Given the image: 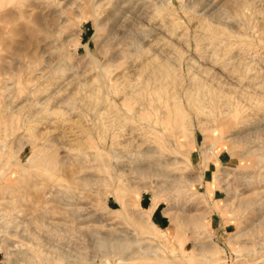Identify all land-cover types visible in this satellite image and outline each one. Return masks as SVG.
Masks as SVG:
<instances>
[{
    "label": "rangeland",
    "instance_id": "374dc122",
    "mask_svg": "<svg viewBox=\"0 0 264 264\" xmlns=\"http://www.w3.org/2000/svg\"><path fill=\"white\" fill-rule=\"evenodd\" d=\"M217 1L0 0V264H264V0Z\"/></svg>",
    "mask_w": 264,
    "mask_h": 264
},
{
    "label": "bare ground",
    "instance_id": "6f19581e",
    "mask_svg": "<svg viewBox=\"0 0 264 264\" xmlns=\"http://www.w3.org/2000/svg\"><path fill=\"white\" fill-rule=\"evenodd\" d=\"M141 1H142V0H141ZM143 1H145V0H143ZM146 1H147V0H146ZM153 1H154V0H153ZM208 1H209V0H207V2H208ZM216 1H217V0H216ZM211 2H212V1H211ZM214 2H215V0H214ZM214 2H213V4H216V3H214ZM217 2H220V1H217ZM223 2H224V0H223ZM223 2H222V3H223ZM136 3H138L137 0H136ZM136 3H134V4H136ZM140 3H141V2H140ZM150 3H151V2H150ZM226 3L229 4L230 2H226ZM145 4H146V3H145ZM147 4H148V3H147ZM213 4L211 3V5H213ZM224 4H225V2H224ZM240 4H242V3H240ZM240 4H239V5H240ZM246 4H247V3H246ZM129 5H130V3H129ZM136 5H137V4H136ZM151 5H152V4H151ZM208 5H209V4H208ZM218 5L220 6L221 4L217 3V6H218ZM226 5H227V4H226ZM242 5H243V4H242ZM154 6H155V5H154ZM205 6H206V5H205ZM213 6H214V5H213ZM217 6H216V8H217ZM227 6H228V5H227ZM136 7H137V6H136ZM210 7H211V6H210ZM210 7L207 6V9L210 8ZM238 7H240V6H238ZM139 8H140V7H139ZM222 8H223V6H222ZM222 8L220 9L221 11L223 10ZM224 8H225V10L228 9V11H229V8H230V7L226 9V6L224 5ZM231 8H232V6H231ZM128 9H129V8H128ZM203 9H204V8H203ZM203 9L201 8V10H203ZM214 9H215V8H214ZM235 9H237V11H238V9H241V7H240V8H235ZM135 10H136V8H135ZM140 10H141V9H140ZM210 10H211V11H210L209 13H211V14H210L211 16L214 15V12L216 13V11L212 12V7H211ZM218 10H219V9H217V13H216V15L219 16L218 13H222L224 10H223L222 12H219ZM194 11H195V10H194ZM196 11H197V10H196ZM198 11H199V10H198ZM198 11H197V13H200V15H201V12H200V11L198 12ZM204 11H205V10H204ZM228 11L226 12L227 14H229ZM146 12H147V11H146ZM202 13H203V11H202ZM212 13H213V14H212ZM235 13H237V12H235ZM247 13H248V12H247ZM160 14H161V13H160ZM224 14H225V13H224ZM230 14H232V13H230ZM237 14H238V13H237ZM198 15H199V14H198ZM202 15H203V14H202ZM207 15H208V13H207ZM210 15H209V16H210ZM243 15H244V14H243ZM150 16H151V15H150ZM222 16H223V14H222ZM234 16H237V15H234ZM234 16H231V17H234ZM238 16H240V15H238ZM238 16H237V17H238ZM132 17H133V16H132ZM156 17H157V16H156ZM160 17H161V16H160ZM160 17H157V21L159 20ZM162 17H164V16H162ZM193 17H194V16H193ZM196 17H197V16H196ZM200 17H201V16H200ZM212 17H214V16H212ZM220 17H221V16H220ZM220 17H219V18H220ZM165 18H166V17H165ZM165 18H164V19H165ZM238 18H239V17H238ZM238 18H237V19H238ZM145 19H146V18H145ZM147 19H148V18H147ZM147 19H146V20H147ZM149 19H150V17H149ZM152 19H154V18H152ZM155 19H156V18H155ZM211 19H213V18H211ZM220 19H222V17H221ZM234 19H235V18H234ZM193 20H194V19H193ZM195 20H196V18H195ZM197 20H198V19H197ZM203 20H204V19H203ZM209 20H210V19H209ZM209 20H208V21H209ZM223 20H224V19H223ZM133 21H135V16H134V20H133ZM133 21H132V23H133ZM148 21H149V20H148ZM159 21H160L159 23H157L156 25L153 26V29H154V30H157V32L159 31V32L161 33L162 30H164L166 24L164 25V24L161 22V19H160ZM165 21L169 22L170 20H166V19H165ZM237 21H238V20H237ZM145 22H146V21H145ZM170 22H171V21H170ZM173 22H175V21H173ZM173 22H171V26L173 25ZM206 22H207V21H206ZM216 22H217V21H216ZM218 22H220V20H219ZM45 23H47V22H45ZM132 23H130V25H131ZM150 23H151V21H150ZM150 23H148V24H150ZM203 23H204V21H203L202 24L200 25L199 22H198V24H199V26H200V27H198V28H200L199 30L202 31V29L204 28L206 31L203 29V30L205 31V32H203V34L206 33V37L209 35L213 41L215 40L216 42H218V40H219V38H220V37H219V34H221V31H220V30H224V29H219V28H218V23H217V26L214 25V24H210V22H209V23H204V24H203ZM230 23H231V22H230ZM134 24H135V23H134ZM134 24H133V26H134ZM139 24H140V23H139ZM168 24H169V23H168ZM175 24H176V22H175ZM175 24H174V26L176 27ZM177 24L179 25V23H177ZM222 24H223V22H222ZM247 24H248V23H247ZM150 25H151V24H150ZM178 25H177V27H178ZM219 25H220V27H221V22H220ZM138 26H139V25H138ZM146 26H147V24H146ZM174 26H172V27H174ZM224 26H225V23H224ZM224 26H223V27H224ZM175 27H174V28H175ZM196 27H197V25H196ZM230 27H231V26H230ZM143 28H144V27H143ZM148 28L150 29V27H148ZM148 28H147L146 30H148ZM174 28H173V29H174ZM182 28H183V27H182ZM225 28H226V27H225ZM227 28H228V27H227ZM139 29H140V28H139ZM175 29H176V28H175ZM175 29H174V30H175ZM177 29H178V28H177ZM177 29H176L174 32H176V31L179 32V30H177ZM179 29H181V28H179ZM141 30H143V29H141ZM151 30H152V27H151L150 31L148 30V31H149L148 33L151 34V35H153V34H152L153 32L150 33ZM182 30H183V29H182ZM182 30H181V33H182ZM184 30L186 31L185 28H184ZM136 31H137V29H136ZM139 31H140V30H139ZM139 31H138V32H139ZM195 31H196V30H195ZM201 31H200V32H201ZM228 31H230V30H228ZM232 31H233V30H232ZM232 31H230V32H232ZM168 32H169V31H168ZM224 32H225V30H224ZM226 32H227V31H226ZM226 32H225V33H226ZM261 32H262V31H261ZM141 33H142V31H141ZM143 33H144V32H143ZM143 33L141 34V36L143 35ZM145 33H146V32H145ZM145 33H144V34H145ZM155 33H156V32H155ZM160 33H159V34H160ZM196 33H197V32H196ZM162 34H164V33L162 32L161 35H162ZM183 34H184V33H183ZM183 34L181 35L180 33H178L177 35H178L179 38L181 39V36H183ZM186 34H187V32H186ZM186 34H185V35H186ZM194 34H195V32H194ZM201 34H202V33H201ZM201 34H200V35H201ZM207 34H208V35H207ZM230 34L232 35V33H230ZM233 34H235V33H233ZM236 34H237V32H236ZM109 35H110V34H109ZM136 35H137V33H136ZM151 35H150V36H151ZM156 35H157V33H156ZM164 35H165V34H164ZM185 35H184V36H185ZM222 35H223V34H222ZM224 35H225V34H224ZM227 35H228V34H227ZM237 35H238V34H237ZM159 36H160V35H159ZM162 36H163V35H162ZM175 36H176V35H175ZM184 36H183V37H184ZM202 36H203V35H201L200 38H202ZM228 36H229V35H228ZM241 36H242V34H241L240 36H238V37H241ZM155 37H156V36H155ZM164 37H165V36H164ZM183 37H182V38H183ZM195 37L197 38V36H195ZM222 37H224V36H222ZM222 37H221V38H222ZM232 37H233V36H232ZM234 37H235V36H234ZM238 37H236V38L238 39ZM147 38H148V37H147ZM151 38H152V37H151ZM158 38H159V37H158ZM165 38H166V37H165ZM171 38H172V37H171ZM207 38H209V37H207ZM207 38H206V39H207ZM221 38H220V40H221ZM229 38H230V37H229ZM242 38H243V36H242ZM136 39H137V37H136ZM144 39L146 40V38H144V35H143V40H144ZM149 39H150V38H149ZM174 39L177 40V38H174ZM174 39H173V40H174ZM183 39H184V38H183ZM183 39H181V40H183ZM187 39H188V36H187ZM187 39H185V40H187ZM204 39H205V38L203 37V40H204ZM211 39H210V41H211ZM222 39H223V38H222ZM231 39H235V38H231ZM231 39H230V40H231ZM140 40H141V37H140ZM152 40H154V39H151V41H152ZM161 40H163V39H161ZM165 40H166V39H165ZM165 40H163L164 42L162 41V46H161L162 48H163V47H169V45L171 44V43H169L170 41L166 40V42H165ZM170 40H171V39H170ZM223 40H224V39H223ZM226 40H227V39H226ZM238 40H239V39H238ZM147 41H148V40H147ZM149 41H150V40H149ZM156 41H157V40H156ZM178 41H180V40H178ZM197 41H198V39H197ZM200 41H201V39H200ZM200 41H199V42H200ZM213 41H211V42H213ZM215 41H214V43H215ZM221 41H222V40H221ZM227 41H229V40H227ZM140 42H141V41H140ZM142 42H143V41H142ZM152 42H153V41H152ZM152 42H150V44H151ZM157 42H158V41H157ZM172 42H173V41H172ZM174 42H176V41H174ZM174 42H173V43H174ZM199 42H198V43H199ZM203 42H204V41H203ZM222 42H223V41H222ZM231 42H232V41H231ZM231 42H230V43H231ZM159 43H160V42H159ZM173 43H172V44H173ZM176 43H178V42H176ZM180 43H181V42H180ZM186 43H187V42H186ZM208 43H209V42H208ZM219 43H220V42H219ZM227 43H228V42H227ZM230 43H228V44L230 45ZM232 43H233V42H232ZM144 44H145V41H144ZM147 44H148V43H146V45H147ZM153 44H154V43H152V45H153ZM182 44H183V43H182ZM217 44H218V43H217ZM221 44H222V43H221ZM221 44H219V45H221ZM236 44H237V43H236ZM146 45H144V46H146ZM157 45H158V44H157ZM160 45H161V44H160ZM176 45H177V44H176ZM185 45H186V44H185ZM207 45H208V44H207ZM213 45H214V44H213ZM213 45H212V47H213ZM137 46H138V45H137ZM147 46H148V45H147ZM150 46H151V45H150ZM150 46H149V47H150ZM155 46H156V45H155ZM199 46H200V45H199ZM210 46H211V45H210ZM214 46H215V45H214ZM226 46H227V45H226ZM226 46H225V44H224V47H226ZM149 47H148V48H149ZM175 47H176V46H175ZM177 47H180V45L177 46ZM187 47H188V45H187ZM212 47H211V50L213 49ZM215 47H216V46H215ZM218 47H219V46L217 45V48H218ZM224 47H223V48H224ZM232 47H233V46H232ZM137 48H138V47H137ZM141 48H142V47H141ZM144 48H145V47H144ZM144 48H143V49H144ZM151 48H152V46H151ZM153 48H154V47H153ZM153 48H152V49H153ZM156 48H157V47H155V49H156ZM158 48H159V47H158ZM162 48H160V49H162ZM169 48H170V47H169ZM223 48H221V49H223ZM138 49H139V48H138ZM143 49H142V50H143ZM146 49H147V47H146ZM172 49H173V48H172ZM184 49H185V48H184ZM203 49H206V50H207L208 47L206 46V47L203 48ZM215 49H216V48H215ZM215 49H214V51H215ZM221 49H220V50H221ZM226 49H230V47H229V48H226ZM235 49H236V48H235ZM134 50H136V49H134ZM147 50H148V49H147ZM149 50H150V49H149ZM206 50H205V51H206ZM209 50H210V49H209ZM209 50H208V51H209ZM139 51H140V50H139ZM156 51H157V50H156ZM156 51L154 50V52H156ZM160 51H161V50H160ZM162 51H164V50H162ZM165 51H167V50L165 49ZM171 51H172V50H171ZM175 51H177V50H175ZM175 51H174V52H175ZM228 51H229V50H228ZM234 51H235V50H234ZM236 51H238V50L236 49ZM239 51H240V50H239ZM145 52L147 53V51H145ZM145 52H144V53H145ZM148 52H153V51L150 50V51H148ZM154 52L152 53V58H153V55L158 54L157 52L154 54ZM174 52H173V53H174ZM206 52H207V51H206ZM212 52H213V51H212ZM212 52H211L210 54H212ZM217 52H218V51H217ZM229 52H230V51H229ZM229 52H228V53H229ZM159 53H160V52H159ZM167 53H168V52H167ZM214 53H215V52H214ZM220 53H221V52H220ZM220 53H219V54H220ZM224 53H225V51H224ZM233 53H234V52H233ZM237 53H238V52H237ZM149 54H150V53H149ZM160 54H162V53H160ZM160 54H158V55H160ZM169 54H170V51H169ZM208 54H209V53H208ZM221 54H222V53H221ZM225 54H226V53H225ZM225 54H224V55H225ZM229 54H230V53H229ZM234 54H235V53H234ZM115 55H116V54H115ZM158 55H155V56H158ZM164 55H167V57L169 56L168 54H163V55H162L163 60L166 59V58L164 59V57H165ZM216 55H218V53H215V54H214V56H216ZM224 55H223V57H224ZM237 55H239V54H237ZM237 55H236V57H237ZM240 55H241V53H240ZM155 56H154L153 59H157V57L155 58ZM220 56H221V55H220ZM231 56H232V55H231ZM136 57H137V56H136ZM149 57H150V56H149ZM149 57H148V58L145 57V58L149 59ZM158 57H159V56H158ZM162 57H160V58H162ZM169 57H170V56H169ZM171 57H172V56H171ZM209 57H210V59L212 58L211 55H210ZM223 57H222V59H223ZM227 57H228V56H227ZM236 57H235V59H236ZM112 58H113V55H112ZM114 58H115V56H114ZM120 58H121V57H120ZM214 58H215V57H214ZM216 58H218V57L216 56ZM231 58H232V57H231ZM233 58H234V57H233ZM239 58H240V57H239ZM239 58H238V60H237V59H236V60L234 59V61L232 62V64H231V67H233L232 71L235 70V69H239V68H241V61H239ZM138 59H139V58H138ZM212 59H213V58H212ZM220 59H221V58H220ZM220 59H219V60H220ZM228 59H229V58H228ZM228 59H227V62H228ZM240 59H241V58H240ZM149 60H150V59H149ZM158 60L160 61V59H158ZM168 60H169V58H168ZM170 60H171V59H170ZM170 60H169V62H170ZM194 60H195V59H194ZM197 60H198V59H197ZM217 60H218V59H216L215 62L213 61L214 64L217 62ZM223 60L226 61L225 59H223ZM229 60H231V59H229ZM243 60H244V59H243ZM151 61H152V60H151ZM154 61H155V60H154ZM154 61H153V62H154ZM211 61H212V60H211ZM155 62H157V61H155ZM173 62H176V61H173ZM196 62H197V61H196ZM243 62H244V61H243ZM148 63H149V62H148ZM148 63H147V65H148ZM150 63H151V62H150ZM158 63L161 64L162 62H158ZM164 63H166V62H164ZM164 63H163L162 65H160L159 68H157V67L159 66V64L157 65V63H156V65H157L156 70L159 71L158 73H159L161 76H162V75H163V76L171 75V74H170V71H172L173 69L169 70V68L166 66L168 63H167V64H164ZM190 63H191V62H190ZM199 63H201V62H199ZM218 63H219V62H218ZM218 63H217V64H218ZM230 63H231V62H230ZM230 63H229V64H230ZM257 63H258V62H257ZM170 64H172V62H170V63L168 64V66H169ZM191 64H192V63H191ZM191 64H190V65H191ZM204 64H205V63H204ZM221 64H222V63H221ZM229 64H228V66H229ZM243 64H244V63H243ZM248 64H249V63H248ZM262 64H263V63H262ZM143 65H144V64H143ZM153 65H154V64H153ZM207 65H208V64H207ZM170 66H172V65H170ZM176 66H178V65H176ZM199 66H201V65H199ZM202 66H203V65H202ZM202 66H201V67H202ZM210 66H211V68H210V67H209V68L212 70V67H213L214 65L212 66V64H211ZM216 66H217V65H216ZM246 66H247V63H246ZM249 66H250V65H249ZM251 66H252V65H251ZM140 67H141V66H140ZM143 67H144V66H143ZM148 67H149V65H148ZM205 67H206V66H205ZM214 67H215V66H214ZM222 67H223V64H222ZM224 67H227V66L224 65ZM247 67H248V66H247ZM173 68H174V67H173ZM206 68H207V67H206ZM234 68H235V69H234ZM244 68H245V67H244ZM249 68H250V67H249ZM252 68H254V67H252ZM143 69H144V68H143ZM148 69H149V68H148ZM150 69H152V65H151V68H150ZM177 69H178V68H177ZM189 69H190V68H189ZM204 69H205V68H204ZM210 69H207V70H208L207 72H210ZM213 69H214V68H213ZM219 69H221V68H219ZM225 69H227V68H225ZM246 69H247V68H246ZM133 70H134V69H133ZM137 70H138V69H137ZM174 70H176V69H174ZM249 70H250V69H249ZM260 70H262V69L260 68ZM131 71H132V70H131ZM140 71H141V70H140ZM150 71H152V70H150ZM153 71H155V70H153ZM205 71H206V69H205ZM226 71H227L228 75L232 74V73H231L232 71H231L230 68H228ZM237 71H238V70H237ZM237 71H235L234 74H235ZM241 71L243 72V67H242ZM241 71H240V72H241ZM245 71H246V70H245ZM155 72H157V71H155ZM175 72H176V71H175ZM202 72H203V71H202ZM207 72H206V73H207ZM246 72L248 73V70H247ZM263 72H264V71H263ZM153 73H154V72H153ZM171 73H172V72H171ZM177 73H178V72H176V74H177ZM198 73H200V72H198ZM193 74H195V73H193ZM154 75H155V73H154ZM157 75H158V74H157ZM174 75H175V73H174ZM174 75H173V76H174ZM219 75H220V74H219ZM224 75H226V73H225ZM232 75H233V74H232ZM241 75H242V74H241ZM241 75H239V76H241ZM243 75H244V73H243ZM245 75H246V73H245ZM148 76H149V75H148ZM148 76H147V77H148ZM158 76H159V75H158ZM163 76H162V77H163ZM175 76H176V77H175ZM175 76H174V78H176V81H177V76H178V75H175ZM194 76H197V75H193V77H190V78L194 79ZM210 76H211V75H210ZM156 77H157V76H156ZM159 77H160V76H159ZM166 77H167V76H166ZM166 77H165V78H166ZM168 77H169V76H168ZM168 77H167L166 79H168ZM178 77H180V76H178ZM206 77H207V76H206ZM245 77H247V76H245ZM248 77H249V76H248ZM258 77H259V75H258ZM258 77H257V78H258ZM148 78H149V77H148ZM153 78L155 79V76H154ZM225 78H226V77H225ZM227 78H228V77H227ZM257 78L254 77L253 79H256V80H257ZM259 78H260V77H259ZM169 79L171 80V78H169ZM180 79H181V78H180ZM198 79L201 80L202 78L199 77ZM145 80H146V79H145ZM173 80H174V79H173ZM183 80H184V79H183ZM195 80H196V79H195ZM200 80H199V82H200ZM202 80H203V79H202ZM202 80H201V81H202ZM256 80H255V82H256ZM158 81H159V80H158ZM165 81H166V80H165ZM204 81H205V80H204ZM208 81H209V80H208ZM211 81H212V80H211ZM144 82H145V81H144ZM146 82H148V80H147ZM152 82H153V81H152ZM156 82H157V80H156ZM174 82H175V81H174ZM179 82H181V81H179ZM206 82H207V81H206ZM206 82H205V83H206ZM251 82H252V81H251ZM253 82H254V80H253ZM261 82H263V81L261 80ZM261 82L259 81V83H261ZM160 83H161V82H160ZM182 83H183V82H182ZM188 83H190V82H188ZM212 83H213V82H212ZM232 83H233V82H232ZM236 83H237V81H236ZM146 84H147V83H146ZM165 84H166V83H165ZM167 84H168V83H167ZM173 84H174V83H173ZM177 84H179V83H177ZM202 84H203V83H202ZM206 84H209V83L207 82ZM213 84H214V83H213ZM252 84H253V83H252ZM191 85H192V83H191ZM194 85H195V84H194ZM218 85H219V84H218ZM257 85L260 86V84H257ZM261 85H263V83H262ZM199 86H200V84H199ZM204 86H205V85H204ZM210 86H211V85H210ZM181 87H182V86H181ZM189 87H190V86H189ZM191 87H192V86H191ZM202 87H203V86H202ZM197 88H199V87H197ZM205 88H207V87L205 86ZM197 90H199V89H197ZM205 90H206V89H205ZM205 90H204V91H205ZM204 91H203V92H204ZM210 91H211V90H210ZM212 91H213V90H212ZM175 92H176V91H175ZM187 92L189 93V91H187ZM145 93H146V92H145ZM196 93H197V92H196ZM204 93H205V92H204ZM211 93H213V92H211ZM214 93H215V92H214ZM214 93H213V94H214ZM192 94H195V93H192ZM199 94H200V93H198L197 95H199ZM201 94H202V93H201ZM209 94H210V93H209ZM209 94H208V95H209ZM213 94H212V95H213ZM177 95H178V94H177ZM188 95H189V94H188ZM197 95H196V96H197ZM208 95H206V96H208ZM191 96H192V95H191ZM193 96H195V95H193ZM202 96H203V95H202ZM206 96L204 95V97H206ZM209 96H210V95H209ZM209 96H208L207 98H209ZM216 96H217V95H216ZM216 96H215V98H216ZM105 97H106V96H105ZM199 97H200V96L197 97V98H198L197 100H200ZM188 98H189V97H188ZM192 98H193V97H192ZM192 98H189V99H192ZM200 98H201V97H200ZM210 99H211V96H210ZM202 100H203V99H202ZM202 100H201V101H202ZM205 100H206V99H205ZM213 100H214V98H213ZM192 101H193V99H192ZM207 101H208V100H207ZM214 101H215V100H214ZM163 102H164V101H163ZM193 102H194V101H193ZM193 102H192V103H193ZM202 103H204V101H203ZM230 103H231V102H230ZM193 104H195V103H193ZM199 104H200V103H199ZM199 104H197V105H199ZM197 105H196V106H197ZM203 105H204V104H203ZM205 105H206V104H205ZM198 107H200V106H198ZM201 107H202V106H201ZM107 108H108V107H106V111H107ZM100 111H101V109H100ZM103 112H104V111H103ZM98 113H99V110H98ZM101 115H102V114H101ZM115 139H116V138H115ZM116 140H117V139H116ZM116 143H117V142H116ZM127 143H128V142H126L124 145L126 146ZM142 144H143V143H142ZM144 144H145V143H144ZM114 145H115V144L113 143L112 146H114ZM130 145H131V144H130ZM149 145H150V144H149ZM110 147H111V145H110ZM115 147H116V146H115ZM147 147H148V146H147ZM147 147H146V148H147ZM113 148H114V147H113ZM146 148L143 150L144 152H147L148 150H151L150 148H147V149H146ZM102 149H103V148H102ZM109 149H110V148H109ZM111 149H112V148H111ZM111 149H110V150H111ZM107 150H108V149H107ZM110 150H109V151H110ZM93 151H94V150H93ZM100 151H101V150H100ZM112 151H116V149H115V150L112 149ZM139 151H140V150H139ZM94 153H95V151H94ZM112 153H113V152H112ZM152 153H153V152H152ZM91 154H92V153H91ZM140 154H141V153H140ZM140 154H139V155H140ZM136 155H137V154H136ZM91 156H92V155H91ZM151 156H152V155H151ZM138 157H139V156H138ZM138 157H137V159H138ZM140 157H142V156H140ZM92 158H93V157H92ZM92 158H91V159H92ZM134 158H135V157H134ZM167 158H168V157H167ZM93 159H94V158H93ZM141 159H142V158H141ZM149 159H150V158H149ZM149 159H148V160H149ZM156 159H157V158H156ZM172 159H173V158H172ZM172 159H170V160L168 159L169 162H170V161L172 162ZM145 160H146V159H145ZM135 161H136V159H135ZM138 161H140V159H139ZM161 161H162V160H161ZM94 162H95V160H94ZM136 162H137V161H136ZM164 162H165V161H164ZM146 163H147V162H146ZM146 163H144V164H146ZM149 163H150V162H148V165H146V166H149ZM154 163H155V162H154ZM156 163H157V162H156ZM106 164H107V163H106ZM108 164H109V163H108ZM136 165H138V166H136L137 168L134 167L136 170H137L138 168H139L140 170H141L142 168H143V169H144V168L146 169V167H143L144 165H143L142 163H141V165L138 164V163H136ZM154 165H156V164H154ZM106 166H108V165H106ZM139 169H138V170H139ZM145 169H144V171H145ZM138 170H137V171H138ZM140 170H139V173L143 171V170H142V171H140ZM146 170H147V169H146ZM142 174H143V173H142ZM113 177H115V176H113ZM145 187H146V186H145ZM262 190H264V189H262ZM142 194H143V193H142ZM260 194H261V193H260ZM136 196H137V195H136ZM142 196H143V195H142ZM259 197H260V196H259ZM135 198H137V197H135ZM138 198H139V197H138ZM261 198H262V197H261ZM263 198H264V196H263ZM263 198H262V199H263ZM138 200H139V199H138ZM257 200H259V199H257ZM250 201H251V200H249L248 202H250ZM259 201H260V200H259ZM263 201H264V199H263ZM251 202H252V201H251ZM159 203H160V201H159L158 199L153 198V199H152V202H151V205L148 206L147 208L143 207L141 202H139V205H140V206H141V207L147 212V214H148L150 217H152V214H153L154 210L157 208V206H158ZM248 204H249V203H248ZM250 204H251V203H250ZM263 213H264V212H263ZM259 214H260V213H259ZM261 218H264V217H261ZM164 231H165V230H164ZM109 240H110V239H109ZM105 242H106V241H105ZM136 257H137V256H136ZM139 257H140V256H139ZM128 258H129V257H128ZM160 261H161V260H160Z\"/></svg>",
    "mask_w": 264,
    "mask_h": 264
},
{
    "label": "crops",
    "instance_id": "0c3cea01",
    "mask_svg": "<svg viewBox=\"0 0 264 264\" xmlns=\"http://www.w3.org/2000/svg\"><path fill=\"white\" fill-rule=\"evenodd\" d=\"M162 217V216H161ZM160 216L158 217V220L163 221V219Z\"/></svg>",
    "mask_w": 264,
    "mask_h": 264
}]
</instances>
